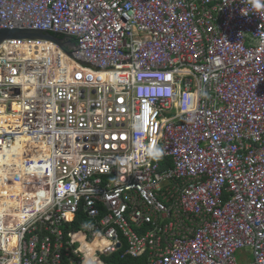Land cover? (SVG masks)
<instances>
[{
  "label": "built area",
  "instance_id": "2783aa9c",
  "mask_svg": "<svg viewBox=\"0 0 264 264\" xmlns=\"http://www.w3.org/2000/svg\"><path fill=\"white\" fill-rule=\"evenodd\" d=\"M6 27L61 35L0 42V264H264V8L0 0Z\"/></svg>",
  "mask_w": 264,
  "mask_h": 264
},
{
  "label": "water",
  "instance_id": "95a60500",
  "mask_svg": "<svg viewBox=\"0 0 264 264\" xmlns=\"http://www.w3.org/2000/svg\"><path fill=\"white\" fill-rule=\"evenodd\" d=\"M61 33L40 28H0V42L10 38L50 40L58 43Z\"/></svg>",
  "mask_w": 264,
  "mask_h": 264
},
{
  "label": "crops",
  "instance_id": "0c3cea01",
  "mask_svg": "<svg viewBox=\"0 0 264 264\" xmlns=\"http://www.w3.org/2000/svg\"><path fill=\"white\" fill-rule=\"evenodd\" d=\"M171 163H172V159L171 158L164 157V158H162L160 160V164L158 165V168L160 170H162L163 168L169 167V165ZM105 211H106V209L103 208L101 214H104ZM88 220H89V218L83 212H78L77 215H76V217H75V219L72 222V227L74 229H76V228H78L80 226L81 223L86 222ZM74 224H77V226L75 227ZM74 243L76 245L78 244V242H74ZM97 244H99V243H97ZM122 248L123 249L121 250V257L126 256V257H128V258L131 259L128 264H147V262H148V255L146 253L145 254H142V255H139L138 257H136V256H133L131 253L127 252L126 245L125 246L123 245ZM118 249H116L115 251H117ZM114 252H112L110 254H100L99 252H96L95 255H97L100 258L99 259V262L100 263H102V264H110V263H108L105 260V258H107L108 256L112 255ZM241 257H242V255H241Z\"/></svg>",
  "mask_w": 264,
  "mask_h": 264
},
{
  "label": "clouds",
  "instance_id": "9594fccd",
  "mask_svg": "<svg viewBox=\"0 0 264 264\" xmlns=\"http://www.w3.org/2000/svg\"><path fill=\"white\" fill-rule=\"evenodd\" d=\"M254 7L257 9L264 8V0H254ZM144 155L148 159H159L164 155V149L156 146V145H149L144 152ZM88 258H85L84 264H87Z\"/></svg>",
  "mask_w": 264,
  "mask_h": 264
},
{
  "label": "trees",
  "instance_id": "16d2710c",
  "mask_svg": "<svg viewBox=\"0 0 264 264\" xmlns=\"http://www.w3.org/2000/svg\"><path fill=\"white\" fill-rule=\"evenodd\" d=\"M74 226L76 227L77 224H74ZM123 242H122V246H123ZM121 246V248H119L117 251H115L112 255L108 256L107 258H105V260L110 263V264H128L130 262V258L123 256L121 257V250L123 249ZM125 246V245H124ZM120 250V251H119ZM115 261V262H114Z\"/></svg>",
  "mask_w": 264,
  "mask_h": 264
},
{
  "label": "rangeland",
  "instance_id": "374dc122",
  "mask_svg": "<svg viewBox=\"0 0 264 264\" xmlns=\"http://www.w3.org/2000/svg\"><path fill=\"white\" fill-rule=\"evenodd\" d=\"M37 209H38V208H37ZM247 250L250 251V248H247ZM249 258H251V254H249ZM238 262H242V261L240 260V258H239V254H238Z\"/></svg>",
  "mask_w": 264,
  "mask_h": 264
}]
</instances>
